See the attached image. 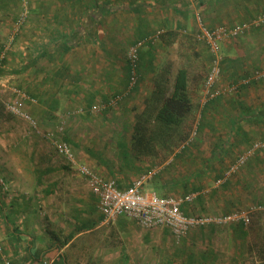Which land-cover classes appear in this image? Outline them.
Wrapping results in <instances>:
<instances>
[{
    "label": "crops",
    "instance_id": "crops-1",
    "mask_svg": "<svg viewBox=\"0 0 264 264\" xmlns=\"http://www.w3.org/2000/svg\"><path fill=\"white\" fill-rule=\"evenodd\" d=\"M31 8V21L17 37L18 49L25 51L11 53L0 76L11 78L38 100V115L60 117L65 111L66 141L83 152L77 155L78 163L116 180L121 189L156 168L158 174L145 188L161 196L182 197L208 184L203 177L207 170L228 169L253 142H264V79L244 83L264 69L262 25L221 48L223 72L230 73L229 85L237 84L240 94L205 101L202 84L193 85L189 75L194 120L201 118L194 145L180 146L173 155L157 159L131 152L135 117L155 89V75L170 66L173 73L180 68L169 56L172 37L184 34L197 41L195 11L211 28L232 27L263 16L264 0H33ZM19 10L18 0H0V48ZM160 29L161 43L141 48L146 81L116 107L94 115L91 105L109 101L127 86L129 47ZM196 49L195 58L210 53L201 42ZM21 56L28 58L24 65L18 63ZM186 63L182 65L188 69ZM80 107L85 115L78 113ZM69 112L81 120L92 113L104 125L116 123V127L89 131L96 126L89 119L87 133L74 136L71 129L80 125L71 127ZM32 136L45 141L30 129L22 138ZM29 139L0 146L2 260L12 264H236L239 260L229 258L224 251L228 246L219 244L218 235L227 229L196 228L177 244L168 228L146 229L125 216L104 225L99 199L86 178L52 145L32 144ZM255 160L250 158L247 164ZM258 162L264 170V161ZM248 166L226 182L224 194L252 186ZM219 191L217 197L223 190ZM187 208L184 204V213L190 215ZM212 232L218 234L215 240ZM203 235L211 240H202Z\"/></svg>",
    "mask_w": 264,
    "mask_h": 264
},
{
    "label": "built area",
    "instance_id": "built-area-1",
    "mask_svg": "<svg viewBox=\"0 0 264 264\" xmlns=\"http://www.w3.org/2000/svg\"><path fill=\"white\" fill-rule=\"evenodd\" d=\"M33 0H19L20 10L15 26L7 38L2 43L0 48V68L4 67L6 59L11 53L16 54L18 51L17 37L22 33L25 27L30 23L32 12L31 5ZM194 17L197 24V33L195 38L198 42L206 44L210 50L212 61L205 79L204 99L210 101L218 98L221 94L228 92L233 93L238 91V85L230 84L224 90L218 86L223 77V62L224 57L221 48L224 43L229 40H235L243 37L252 28H257L264 25V15L253 19L250 22L237 24L232 27L218 26L209 27L199 11L194 12ZM164 35V30L160 29L154 34L138 40L132 44L128 51V60L131 65L132 74L126 91L114 96L108 102H100L93 104L90 111L94 114L104 113L110 108L116 107L122 100H125L133 94V91L140 83L139 64H140V49L146 46H157ZM19 53V52H18ZM27 57L19 58L21 65H24ZM264 79V69L256 71L251 79L245 78V84L251 80L259 81ZM0 88L8 92L10 99L6 100L5 108L13 117L21 119L29 124L30 129L45 139L51 142L56 153L65 158L67 162L76 168L82 176H84L99 199V210L102 214V223L111 225L121 216H125L134 220L139 226L146 229L168 228L176 241L185 238L193 229L203 228L207 226H224L232 222L242 221L246 226L250 224L249 215H240L238 213L225 216H195L187 215L183 211V205L193 203L199 197L206 194L208 191H195L182 197L161 196L155 191H150L145 188L146 184L154 178L159 172L154 168L139 178H137L129 187L121 189L116 180L108 179L101 176L86 164H80L77 161V154L73 147L64 140V128L59 125L54 131L43 130L39 121L21 105L16 102V99L22 102L37 104V99L23 91L11 78L0 76ZM14 98V99H13ZM82 113L84 109L80 110ZM201 126V118L195 120L192 131L188 139L181 145L183 148L194 144L199 136ZM264 146V143H258L254 148L250 149L241 157H239L228 170L229 178L235 174L239 168L244 166L253 153ZM222 180H219L221 182ZM264 211V206L259 207ZM259 210V211H260ZM2 246L0 245V250ZM6 264H12L9 259L4 258Z\"/></svg>",
    "mask_w": 264,
    "mask_h": 264
},
{
    "label": "rangeland",
    "instance_id": "rangeland-1",
    "mask_svg": "<svg viewBox=\"0 0 264 264\" xmlns=\"http://www.w3.org/2000/svg\"><path fill=\"white\" fill-rule=\"evenodd\" d=\"M187 36L188 35L184 36L183 34V38L180 37L179 35L172 37L173 40L171 42L173 44L172 45L173 48L169 50L170 51L169 56L171 60H175L176 69L179 68V64H180V67L186 66L182 64L183 62H187L186 64L188 66L192 84L194 85L197 83H201L202 91L204 94L205 79H206V75L211 65L212 56L210 53L202 52V51L201 52L203 56L202 54L201 56L197 58L192 56L193 52H196L197 50L196 48H197L198 42L192 39L193 37L189 38L190 36L188 37ZM161 59L162 57H160V60ZM124 75H126V73ZM144 76L142 80L143 82L146 81L145 80L146 77ZM230 77H231L230 73L228 72L223 73V77L218 86L221 90H224L225 88L229 86V82L231 81ZM6 78L8 79L9 77H6ZM236 92H233V93H236ZM228 94H232V93H228V92L223 93V95H228ZM223 95L221 94L220 96H223ZM8 99H10L9 93L5 92L4 90H2V88H0V146H3L4 144H11V143H22L23 144L26 142V140L29 139L28 137L22 138V136L25 133H28L30 129L29 124L21 119L13 117L11 114L8 113V111L5 108V102ZM16 102L19 105H21L25 110L30 112L39 121V124L43 130L54 131L56 130L57 126L61 125L64 128L63 138L64 140H66V135H67L66 122L67 121L64 116L65 111H62L64 113L63 116L58 117L57 115H55L53 118L51 117L46 118V116L42 114L38 115V110L36 112V109L39 107L38 104L30 105L32 103L22 102V101H19L18 99H16ZM37 103H38V100H37ZM32 108L33 110H35V112L32 111ZM81 108L82 107H80V109L78 110L79 114L82 113L80 111ZM72 112L68 113V117H70L71 122H72L71 127L73 126L74 123H76V125H80L76 129H71V134L75 133L74 136H77L76 132H81L82 134L87 133L85 132V129H87V127L85 126L86 125L90 126V124L88 123L89 119L96 122V126L94 128H89L88 129L89 131L90 130L97 131L98 128H103V129L108 128L109 129L110 127H116V123L114 125L113 124L104 125L103 122L99 120L98 117L94 116L95 114L94 115H90L92 113L87 114L88 118L81 120L78 117V115L76 116L74 115L76 113H72ZM70 113H72L73 115L72 114L70 115ZM82 115H85V112L82 113ZM106 118L109 120L110 117L107 116ZM29 141H31L32 144H49L50 146L52 145L51 142L49 141L46 142L41 139H37L34 136H32V138L29 139ZM196 142L197 141H195L194 144ZM74 147L76 148V149L74 148V150L77 153V155L83 154L81 148L77 146H74ZM228 170H230V167L228 169H217L215 167L214 169L211 168L207 170L208 174L204 175L203 177L205 178V180L208 179L209 181L207 180L208 181L207 185L205 186L202 185L203 187H201L200 191L204 190L208 192L204 194L202 198L199 197L193 203H189L185 205L188 206L187 208L188 212L191 215H195V216H208V215L225 216V215H230V214H235V213H238L240 215L242 214L249 215L251 212H254V214L252 215L251 224H249L248 226L246 225L243 226L244 227L243 231L246 232V234L243 236L240 233L242 231L239 226L241 223L240 221L232 222L224 226H212V228L213 227L217 228L216 229L217 231L227 229L228 232H223V233H220L219 235L214 232L209 233V234L213 236L212 238H214V240H215V237L218 235L220 246H225V244L228 246V248L224 247V251L228 253L229 258H233V256H236L239 259L238 261H236V264H262L263 257L259 255V251L262 250L261 248L262 246H264V211L260 210L259 207L264 206V170L258 169L256 167H252V169L248 171V174L250 175L253 174L252 177L254 176L253 177L254 185H252V189L246 190L249 187H251V186H246L245 190H243L242 188V190L237 191V193L231 192V193L224 194V192H226V187H225V185L227 184L226 182H228L230 178V177L227 179L225 178V176L226 177L229 176ZM253 171H258V172H253ZM219 174H220V178H219ZM4 176L5 175H3V178H6ZM219 180H222V181L219 182ZM260 182H262V184H260ZM220 189L223 191H221V196L217 197V193L220 192L219 191ZM258 193L259 195L257 196ZM248 195H251L250 200L248 199ZM216 198H220L221 203H218ZM189 236L190 234L187 235L186 238H189ZM185 239L176 241V239L173 238V241H176L177 244H181ZM202 240L208 241L211 239H209L206 235H203ZM1 258L2 256L0 255V264H6L3 261L4 259L2 260Z\"/></svg>",
    "mask_w": 264,
    "mask_h": 264
},
{
    "label": "trees",
    "instance_id": "trees-1",
    "mask_svg": "<svg viewBox=\"0 0 264 264\" xmlns=\"http://www.w3.org/2000/svg\"><path fill=\"white\" fill-rule=\"evenodd\" d=\"M160 43L161 41L158 43V45ZM128 51H127L128 69H126L125 76H127L129 83L132 74V69L130 62L128 60ZM141 61L142 60H141V49H140V64L138 66L139 74H140V83L143 80ZM189 75L190 74L187 68L180 67L176 72L173 73V69L171 66L165 69H160L159 72H157V74L155 75L154 77L155 89L152 92V94L146 98L145 108L141 113H138L136 115L135 123L133 125L134 134L132 135L131 152H133L136 156L153 158V159H157L161 155L166 157L171 156L174 154L175 150L178 147H180L190 136V133L193 128V123L195 121L194 120L195 116H193L194 107L188 89ZM127 86L125 87V89L121 94H123L126 91ZM137 88H135V90ZM21 89L23 91H26L27 94L30 95V93L27 90L23 88ZM91 106L89 107V109L91 108ZM258 143H264V142L263 141L253 142L250 146V149L254 148V146ZM69 144L73 147V149L75 148L74 146H76L72 142ZM254 157H256L255 160L256 162H251V165L250 163L247 164L249 162V159ZM250 158L245 164V165H249L248 167H250L248 168V171L251 170L252 167H256L260 169L258 160L260 162L261 159L264 161V146L258 148ZM241 169L242 168H239L235 174H237ZM253 172H258V171H253ZM235 174H232L229 179H231ZM252 175H250V179L252 182L251 185H254L253 182L254 176L252 177ZM258 195L259 193L257 194V196ZM253 214L254 212H251L249 214L251 220ZM240 222L241 223L239 226L242 230V231L240 230L241 231L240 233L243 236L246 234V232L243 231L244 230L243 226L245 225L242 223V221ZM212 226L214 225H211L210 227L212 228ZM261 249L262 250L259 251V255L263 257L262 264H264V246H262Z\"/></svg>",
    "mask_w": 264,
    "mask_h": 264
}]
</instances>
